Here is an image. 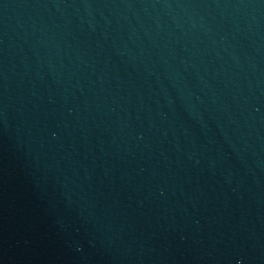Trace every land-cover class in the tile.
<instances>
[{
  "label": "water",
  "instance_id": "1",
  "mask_svg": "<svg viewBox=\"0 0 264 264\" xmlns=\"http://www.w3.org/2000/svg\"><path fill=\"white\" fill-rule=\"evenodd\" d=\"M0 264H264V0H0Z\"/></svg>",
  "mask_w": 264,
  "mask_h": 264
}]
</instances>
